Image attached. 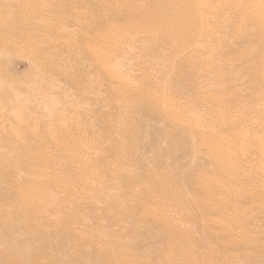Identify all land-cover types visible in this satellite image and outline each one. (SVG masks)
Segmentation results:
<instances>
[{"label": "rangeland", "instance_id": "rangeland-1", "mask_svg": "<svg viewBox=\"0 0 264 264\" xmlns=\"http://www.w3.org/2000/svg\"><path fill=\"white\" fill-rule=\"evenodd\" d=\"M258 3L0 0V264H264Z\"/></svg>", "mask_w": 264, "mask_h": 264}, {"label": "bare ground", "instance_id": "bare-ground-1", "mask_svg": "<svg viewBox=\"0 0 264 264\" xmlns=\"http://www.w3.org/2000/svg\"><path fill=\"white\" fill-rule=\"evenodd\" d=\"M264 5H261V4H256L255 6H254V8H253V11H255L258 15H263L264 14V7H263ZM45 13V12H44ZM45 18V17H44ZM39 20V19H38ZM54 21V20H53ZM52 19L51 18H49V19H42L41 18V20H40V24H42V26H43V29H41V28H39V31L38 32H36V31H34V32H30L29 34H20V36H19V41L18 40H15V39H17L16 37H15V39H13V44L14 45H12V44H10V47L12 48V50H13V48H14V51L15 50H19V46H15V43H17V45L18 44H20L22 41H26L25 39L27 38V45L28 46H30L31 48H33V49H35V51L34 50H32V51H30V54L28 55L27 54V56L28 57H26L27 59H32L33 60V62L35 63L37 60L35 59L34 60V58L32 57V56H34L35 57V55H37V54H39L40 55V53L41 52H43L42 51V49L43 48H46V50L49 48V47H54V44H55V41L56 40H58V39H60V40H62V39H64L65 37H64V31H63V25H61L60 23H59V25L57 26V25H54V26H52L53 24H51L52 22ZM15 22V21H14ZM57 23H58V21H57ZM40 24H38L39 26H40ZM54 24H56V22H54ZM37 25V24H36ZM45 27V28H44ZM59 27V28H58ZM16 29V28H15ZM14 29V30H15ZM37 29V28H36ZM46 29H48V30H46ZM4 33L5 32H7V31H3ZM13 31H11L10 32V34L12 33ZM8 33V32H7ZM14 33H15V31H14ZM19 33V32H18ZM17 33V34H18ZM27 33V32H26ZM9 34V33H8ZM9 34V35H10ZM13 34V33H12ZM16 34V35H17ZM14 35V34H13ZM16 35H14V36H16ZM27 35V36H26ZM3 36H4V34H3ZM7 36V35H6ZM5 37V36H4ZM10 38V37H9ZM20 38H23V39H20ZM5 39V38H4ZM7 40V39H6ZM5 40V41H6ZM9 41H10V39H9ZM8 41V42H9ZM19 43H18V42ZM1 42V41H0ZM23 43H25V42H23ZM41 43H43L44 45H43V48L41 47V50L38 48V44H41ZM6 44V43H5ZM59 43H57V45H58ZM28 46H25V47H27V49H28ZM59 46V45H58ZM8 45H4V43H2V48H5V50L4 51H6V52H8L9 50H11V48H10ZM15 47H16V49H15ZM57 47V46H56ZM20 48H21V46H20ZM55 48V47H54ZM11 50V51H12ZM45 51V50H44ZM32 53H34V55L32 54ZM44 53V52H43ZM44 54H46V52L44 53ZM17 55V54H16ZM47 55V54H46ZM45 56V55H44ZM40 57V56H39ZM42 57V56H41ZM47 57V56H46ZM45 57V58H46ZM44 58V57H43ZM38 59V58H37ZM44 60V59H43ZM47 61V60H46ZM41 62H39V64H40ZM42 64V63H41ZM41 64H40V66H41ZM46 66V65H45ZM42 67V66H41ZM46 68V67H45ZM40 69H42V68H40ZM44 69V68H43ZM3 74H5V73H3ZM7 76V75H6ZM14 79V78H13ZM7 80H9L8 78H7ZM18 92V91H17ZM8 163L6 162V163H4V164H2V165H0V173H4L5 172V169H7L8 170ZM5 168V169H4ZM9 171V170H8ZM8 187V186H7ZM8 189V188H7ZM12 195V194H11ZM7 196V195H6ZM13 196V195H12ZM8 197V196H7ZM14 197V196H13ZM7 200H9L8 198H6ZM14 199V198H13ZM11 204V203H10ZM17 204V203H16ZM5 215H7L11 220H12V222H14L13 224H12V226L13 225H15L16 226V229H18V230H20L21 232H26V233H31V235H33V236H35L38 240L39 239H42V240H48V238H50V235L49 234H47V232H45L44 231V229L43 228H40V227H36L35 225H28V224H24V222H25V216H23L21 213H20V211H16V212H13V213H7V214H5ZM10 226V225H9ZM6 228V227H5ZM11 229V228H10ZM13 229V228H12ZM5 231V230H4ZM16 230H14V232H15ZM8 232V231H7ZM3 234H5V233H3ZM9 235V234H8ZM11 235V234H10ZM41 241V240H40ZM9 242V241H8ZM11 243V242H10ZM31 244H33V243H31ZM44 249V248H43ZM33 259V258H32ZM14 262V261H13ZM16 262H18V261H16Z\"/></svg>", "mask_w": 264, "mask_h": 264}]
</instances>
